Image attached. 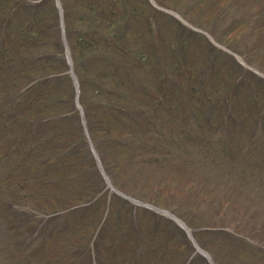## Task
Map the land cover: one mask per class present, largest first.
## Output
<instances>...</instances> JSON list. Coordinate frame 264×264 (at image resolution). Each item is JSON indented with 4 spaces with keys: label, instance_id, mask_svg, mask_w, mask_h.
Returning a JSON list of instances; mask_svg holds the SVG:
<instances>
[{
    "label": "rangeland",
    "instance_id": "rangeland-1",
    "mask_svg": "<svg viewBox=\"0 0 264 264\" xmlns=\"http://www.w3.org/2000/svg\"><path fill=\"white\" fill-rule=\"evenodd\" d=\"M67 1L66 27L67 30H73V32H67L72 42L76 41L77 36L85 35L83 33L88 31L92 24H97L104 35H110L120 27L123 31L126 29L129 43L138 55L136 58L142 60V64L147 68V75L156 81H150L154 87L152 91L157 95L168 94L170 96V98L163 97L161 100L164 117H161V113L160 117L158 116V110L149 111L151 122H148L147 139L154 137L158 142L159 146L153 152L159 154L162 162L141 166L145 169L142 172L145 177L135 182L127 177L120 179L116 171L123 167L117 165L114 167L118 178L116 180L123 181L127 191L134 196L145 198V201L155 199L161 204L171 206L176 201L175 195L168 190H161L159 193L158 185L160 183L177 185L179 189L177 193L185 199L189 198L187 203H191L192 208H201V213L194 215L199 224L209 219L207 223H217L218 226L226 229L217 230L216 235L209 234L208 238L211 247L216 248L220 264H264V169L255 166L252 169L247 167L243 170L242 162L230 163L227 155H224L229 148H232V145L237 148L241 146L243 149L249 147L251 143L253 147L259 145L260 140L253 133L247 132V126L250 123L251 127L255 126L253 120L255 112L247 111L246 108L254 93L257 92L258 97H263L264 85L252 80L248 83L249 87L254 88L252 91L247 88L248 86L243 85V88L236 92L231 80L245 70L264 83V0H160V3H166L168 6L171 4L173 7H179L178 10L184 12L194 25L199 26L198 22L206 29L209 28L214 36L211 38L202 31H195L182 23L174 25L163 18H160L158 26L161 28L160 34L153 32L154 29L148 27L149 21L146 18L149 7H152L150 2L137 3L135 0ZM95 8L98 10L96 14H93ZM258 15L261 17L257 18ZM122 27L125 28L122 29ZM203 27L199 26L201 30L208 31ZM217 43L237 53L239 57L235 58L231 54L225 57L223 53L226 51L223 52L224 49ZM207 60L210 63L214 61L219 64L216 72L212 71L210 64L206 72L200 70ZM240 61H247L257 72ZM162 64L165 68L162 71L158 67H156L158 69L151 67V65ZM174 78L178 80V84L174 82ZM249 78L250 76H247L245 79ZM199 79L206 81L205 88L195 87ZM168 80L172 82V85H169ZM185 93L190 96L189 106L193 107V112H196L194 117L190 115L192 110L188 108L189 106L183 107L186 100ZM232 93L234 94L232 101L229 104L224 103L222 97ZM215 96L219 101L218 105L206 114L205 108L210 104L208 103L209 97ZM178 97L183 98L182 101L178 100ZM229 97L232 96L229 95ZM263 99L258 101L261 103ZM174 102H177L181 110L177 107L173 110L169 108V105ZM233 105L240 109L241 113L246 111L247 114H244L243 125L236 127V132L232 134V141H230L225 135L229 125L228 121L233 119L231 114L234 112ZM223 107L227 112L222 111ZM189 117L193 120L189 121ZM156 121L162 124H160L162 127L159 132L154 129ZM189 129L199 137L188 141L185 138V131ZM239 137L243 140V145ZM170 139L181 140V142L180 144L178 141L171 142ZM253 139L258 144H255ZM133 147L136 146L133 145ZM141 148L143 146H139L137 142V150L131 152L130 160L132 161V157H135V165H140L136 163L147 159L146 156H142L145 148ZM242 154L244 153L237 152L239 160L245 159ZM155 156L149 159L152 160ZM134 170H137V167L127 169L130 174ZM120 174L121 177L125 175L124 172ZM191 177L195 180L204 178L202 186L200 187V183L195 180L192 182ZM6 182L7 180H4L3 187L6 186ZM204 187L218 189L228 194L229 202L223 201L216 205L212 193L198 197ZM14 189L18 188L14 187ZM36 189L37 187L33 185L32 190L35 192ZM109 189L105 188L106 192H110ZM1 194L11 196L9 191L7 193L2 191ZM220 194L223 195L224 200L228 198L225 194ZM201 198L206 199L205 206L199 204ZM233 202H237L235 208L240 211L228 208V204ZM18 217L24 218L23 216ZM7 219H10V216L0 211V264H88L84 249H77L72 253L74 248H72L71 241L59 245L58 237L52 240V244H57L56 246L45 247L40 238L34 241H30L32 238L29 237L22 239L28 232H19L17 236H11L15 230L10 228L8 230ZM23 224L26 228L27 221ZM142 224L145 225L144 218H142ZM208 225L207 228L212 227L211 224ZM8 231L11 232L9 235ZM17 239L20 242L16 244ZM39 246L44 248L40 247L38 250ZM59 246L63 248H57ZM31 250L34 251L30 252ZM124 250H127V246H124ZM168 251L170 260L179 257L178 252L174 254V257L171 255L172 250L168 249ZM15 253L18 254L16 258ZM59 255H61L60 260L53 261Z\"/></svg>",
    "mask_w": 264,
    "mask_h": 264
},
{
    "label": "trees",
    "instance_id": "trees-1",
    "mask_svg": "<svg viewBox=\"0 0 264 264\" xmlns=\"http://www.w3.org/2000/svg\"><path fill=\"white\" fill-rule=\"evenodd\" d=\"M11 2L0 0V209L8 204L6 199L39 209H58L96 192L99 178L96 175L91 179L85 169L84 160L90 157L87 151L80 150L82 140L75 114L58 117V107H71L69 95L63 99L59 93L60 84L68 78L65 75L47 76L66 68L56 30L53 0L29 5L23 3L22 9L13 13ZM100 51L95 41L89 49L94 63L91 85L103 114L98 113L93 118V128L109 139H116L117 133L125 132L127 144L129 141L145 144L147 137L143 130L149 99L147 94L130 95L137 86L144 89L131 74L130 52L125 46L114 49L119 57V65L115 68L113 62L103 60ZM33 80L35 82L29 85ZM119 100L125 108L117 112L115 107ZM235 113H240L237 117L243 123L247 113L240 110ZM45 118L52 123L47 130L44 128ZM257 118L259 114L255 113V124ZM32 126H36L37 132ZM43 128L46 134H50L48 139ZM60 135H65L64 142L59 140ZM250 150L259 154V158L252 157L250 164L248 157L243 170L264 167V155L261 156L264 149L254 147ZM238 159L235 154L227 158L230 163L240 162ZM88 161L92 163L91 158ZM4 180H7L5 187L2 186ZM33 185L37 187L35 192ZM2 191H9L11 196H4ZM91 206L97 207L98 203ZM5 211L9 216L16 212L11 207ZM84 211L87 208L71 211L64 217L82 220ZM7 221L8 224L11 219ZM65 229L69 230V225ZM63 239L71 241L70 236ZM141 254L133 253L129 264H166L159 243L153 246L150 257Z\"/></svg>",
    "mask_w": 264,
    "mask_h": 264
}]
</instances>
